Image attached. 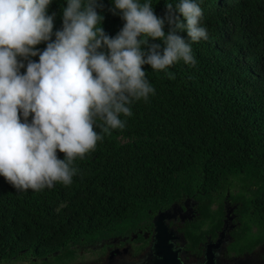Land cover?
Wrapping results in <instances>:
<instances>
[{"label": "trees", "instance_id": "1", "mask_svg": "<svg viewBox=\"0 0 264 264\" xmlns=\"http://www.w3.org/2000/svg\"><path fill=\"white\" fill-rule=\"evenodd\" d=\"M196 2L209 35L191 44L196 65L177 62L166 70L174 79L144 65L155 94L134 102L132 116L122 117L126 127L75 162L71 186L18 192L0 176V264L63 254L197 190L223 197L232 187L243 204V223L264 232V0ZM151 3L167 35L166 5L179 0ZM97 4L101 26L115 37L124 21L113 14L114 0ZM66 7L67 0H52L48 8L55 14L52 41ZM176 34L188 39L186 31ZM151 44L162 54L163 40L149 38Z\"/></svg>", "mask_w": 264, "mask_h": 264}, {"label": "clouds", "instance_id": "2", "mask_svg": "<svg viewBox=\"0 0 264 264\" xmlns=\"http://www.w3.org/2000/svg\"><path fill=\"white\" fill-rule=\"evenodd\" d=\"M51 3L0 0V176L18 192L71 186L75 162L126 127L122 117L132 116L134 102L155 94L143 66L166 72L182 61L194 67L191 44L209 39L196 0L167 3V35L151 0H114L113 14L124 21L115 37L101 26L97 0H67L52 41ZM149 38L163 40L162 54ZM44 42L40 51L36 46ZM36 56L38 62L31 59Z\"/></svg>", "mask_w": 264, "mask_h": 264}, {"label": "flooded vegetation", "instance_id": "3", "mask_svg": "<svg viewBox=\"0 0 264 264\" xmlns=\"http://www.w3.org/2000/svg\"><path fill=\"white\" fill-rule=\"evenodd\" d=\"M197 191L63 254L5 264H264V232L243 223L242 201L230 189L223 197Z\"/></svg>", "mask_w": 264, "mask_h": 264}, {"label": "rangeland", "instance_id": "4", "mask_svg": "<svg viewBox=\"0 0 264 264\" xmlns=\"http://www.w3.org/2000/svg\"><path fill=\"white\" fill-rule=\"evenodd\" d=\"M230 190H231V192H233L234 191V189L231 187L230 188ZM11 264H16L15 262L14 263H11Z\"/></svg>", "mask_w": 264, "mask_h": 264}, {"label": "water", "instance_id": "5", "mask_svg": "<svg viewBox=\"0 0 264 264\" xmlns=\"http://www.w3.org/2000/svg\"><path fill=\"white\" fill-rule=\"evenodd\" d=\"M155 248H156V246H155Z\"/></svg>", "mask_w": 264, "mask_h": 264}]
</instances>
